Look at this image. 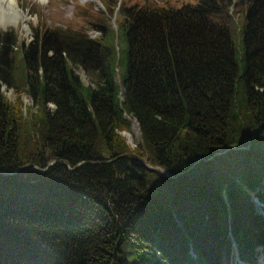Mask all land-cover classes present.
<instances>
[{"label":"trees","instance_id":"obj_1","mask_svg":"<svg viewBox=\"0 0 264 264\" xmlns=\"http://www.w3.org/2000/svg\"><path fill=\"white\" fill-rule=\"evenodd\" d=\"M139 1L31 43L0 29V264L264 252V0Z\"/></svg>","mask_w":264,"mask_h":264},{"label":"rangeland","instance_id":"obj_2","mask_svg":"<svg viewBox=\"0 0 264 264\" xmlns=\"http://www.w3.org/2000/svg\"><path fill=\"white\" fill-rule=\"evenodd\" d=\"M106 0H16V6L20 10V16L16 18V20L8 22L5 26L0 20V29L5 30H13L19 33L20 39H22L25 43H31L34 40V34L40 32L44 29L42 23L47 21V25H58L63 26L68 24V26L73 28H78L81 25H87V19L89 14L88 12L82 14L81 16L77 10V8H84L79 4H88L91 7L99 12H102L103 4ZM130 2L139 0H129ZM156 2L158 4H168L178 7L183 3H195L196 0H149ZM115 16V15H114ZM111 22L114 24V18L111 19ZM91 29V28H90ZM94 31L91 29L88 33H93ZM237 35V34H236ZM234 37V52L235 59L239 68L242 65V48L240 45L239 37ZM124 46V43H123ZM83 80L87 82V79L83 77ZM4 90V94L7 99L11 101H15L16 96L13 93L11 88L7 89L5 86L2 87ZM21 100V108L22 110L27 111L29 108H32L33 102L32 100L24 93L20 95ZM136 131V129H135ZM131 134V142H134L139 139L138 134ZM257 264H264V252L260 251L256 256ZM231 264H242L233 260ZM246 264V263H243Z\"/></svg>","mask_w":264,"mask_h":264},{"label":"bare ground","instance_id":"obj_3","mask_svg":"<svg viewBox=\"0 0 264 264\" xmlns=\"http://www.w3.org/2000/svg\"><path fill=\"white\" fill-rule=\"evenodd\" d=\"M18 16H20V10L16 6V0H0V20L4 26L16 20Z\"/></svg>","mask_w":264,"mask_h":264},{"label":"water","instance_id":"obj_4","mask_svg":"<svg viewBox=\"0 0 264 264\" xmlns=\"http://www.w3.org/2000/svg\"><path fill=\"white\" fill-rule=\"evenodd\" d=\"M127 119H129L131 121V132L134 133V134L136 133L139 136L140 135V128H139V124L136 121V119L135 118H129V117H127ZM135 129H136V131H135ZM122 135L126 138V140L128 142L132 141L130 133L122 132ZM159 169H160L161 172H163L164 174L168 175L167 172L164 169H162V168H159Z\"/></svg>","mask_w":264,"mask_h":264}]
</instances>
